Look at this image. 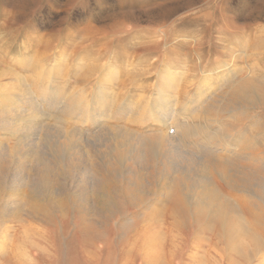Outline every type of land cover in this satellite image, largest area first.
I'll list each match as a JSON object with an SVG mask.
<instances>
[{"label":"bare ground","instance_id":"6f19581e","mask_svg":"<svg viewBox=\"0 0 264 264\" xmlns=\"http://www.w3.org/2000/svg\"><path fill=\"white\" fill-rule=\"evenodd\" d=\"M137 16L130 11L117 21L123 25ZM160 32L155 43L161 37L167 44L166 30ZM122 39L113 36L96 52L90 43H76L72 60L57 59L52 65L35 61L33 68L41 69L38 75L51 83L55 70L65 81L71 78L96 89L92 102L84 88L62 98V89L56 95L52 90L50 96L41 92L42 102L62 114L55 115L59 124L40 121L54 113L40 106L30 87L25 89L29 108L0 103V252L7 244L2 239H7L16 244V255L26 257L27 243L43 240L47 228L66 220L75 223L80 214L76 227L82 230L97 217H114L117 223L120 219L121 239L130 241L129 251L145 264H178V258L180 264H264V165L242 163L252 143L241 136L227 142L205 122L196 121L208 108L215 112L212 121L218 110L264 104V81L251 75L238 77L226 64L216 72H193L191 78L185 70H174L167 57L159 66L145 60L136 80L133 73L140 67L129 61L147 46L116 47L106 58L107 50ZM246 45L240 42L238 49L244 51ZM31 59L19 62L27 65ZM120 60L124 65H118ZM4 71L0 84L3 76L10 75ZM206 84L215 90L224 86L218 94L220 104H203ZM132 91L138 96L152 91L153 103L144 97L122 102L115 98L128 97ZM71 114L75 126L64 127ZM119 119L138 126L111 125V120ZM9 138L15 142L9 144ZM219 181L247 198L226 194ZM124 201L129 208H124ZM17 227L21 231L11 233ZM191 228L194 234L185 241V229Z\"/></svg>","mask_w":264,"mask_h":264},{"label":"rangeland","instance_id":"374dc122","mask_svg":"<svg viewBox=\"0 0 264 264\" xmlns=\"http://www.w3.org/2000/svg\"><path fill=\"white\" fill-rule=\"evenodd\" d=\"M127 11L138 16L122 25L118 21L122 15L128 13ZM160 29L166 30L169 38L167 44L161 42V37L158 40L160 43H155L162 34ZM114 33L124 39L114 43L110 52L107 50L109 55L106 54V58L111 56L112 49L116 47L126 50L131 45L147 46L144 51H138L139 56L136 60L129 61L140 67L133 73V76H138L136 80L141 78L145 60L157 61L159 66L167 57L169 58L167 63L174 70H185L187 76L190 74L191 78L193 72H199L198 75L201 71L211 73L230 65L238 77L251 75L258 81H264V0H0V72L3 73L5 70L4 72L8 71L10 74L2 78L0 103L12 107L21 106V109L29 108L25 89L26 86L30 87V90L33 89L31 90L33 95L35 93L36 101L42 104L40 106L54 113L52 116L40 117V121L49 126L59 124L55 115L62 114H59V109L49 108L47 102H42L44 91L50 96L52 90L56 95V92L62 89L59 93V98H62L60 96L65 95L64 93L75 94L76 88L77 90L84 88L87 100L90 99L92 102L96 89L91 91L89 84H78L71 78L69 82L65 81L66 77L56 74L55 70L51 83L38 75L41 69L35 65L33 68V64L36 60H45L48 65L55 64L57 59L64 61L66 57L67 60H72L73 49L80 44L87 46L90 43L89 46L102 49L113 36H116ZM240 42L247 44L244 51L238 49ZM94 48L92 52L97 51ZM23 57L32 58L31 63L27 65L20 63ZM119 62L118 65H124V61ZM224 64L228 66L223 67ZM206 85L203 104H220L218 94L223 92L224 86L215 90ZM194 92L192 86L191 93ZM139 93L141 94L138 96V91H132L128 97L117 94L115 98L118 102L145 98L150 104L153 103L152 91ZM245 104L234 110H218L216 113L218 116L215 115L212 121L209 120L213 117L210 115L215 112L208 108L205 114L207 116L202 118L201 115L196 121L205 122L204 124L212 129L210 131H217L220 138L227 142L241 136L246 143H252L242 163L246 166H261L264 165V104L258 102ZM73 115L68 116L69 119L66 117V123L62 124L64 127L75 126L76 120ZM124 121L127 120H111L110 123L124 127L128 125V128L138 126L132 123L130 126ZM0 139H3L1 133ZM12 139H8L9 144L15 142ZM219 185L228 195L240 199L247 198L244 193L222 181H219ZM69 188H73V183H69ZM125 202L124 208H129L130 203ZM80 217L81 215L77 214L75 223L66 220L63 225L47 228L45 237L48 240L44 237L34 244L27 243L26 257L16 255V244L13 241L2 239L1 242L7 244L0 252V264H145L139 255L129 251L130 241L121 239L120 234L124 228L120 219H116L117 223L114 217H97L95 218L97 220L82 230L79 226L76 227ZM12 230L11 233L21 231V228ZM185 234L187 236L185 238H188L185 241H189L194 234L192 228L185 229ZM257 258L258 256L253 262H256ZM180 261L178 258L177 263L180 264Z\"/></svg>","mask_w":264,"mask_h":264}]
</instances>
